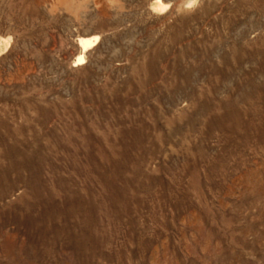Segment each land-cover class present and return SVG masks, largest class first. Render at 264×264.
Returning a JSON list of instances; mask_svg holds the SVG:
<instances>
[{"label":"rangeland","instance_id":"obj_1","mask_svg":"<svg viewBox=\"0 0 264 264\" xmlns=\"http://www.w3.org/2000/svg\"><path fill=\"white\" fill-rule=\"evenodd\" d=\"M0 264H264V0H0Z\"/></svg>","mask_w":264,"mask_h":264},{"label":"bare ground","instance_id":"obj_2","mask_svg":"<svg viewBox=\"0 0 264 264\" xmlns=\"http://www.w3.org/2000/svg\"><path fill=\"white\" fill-rule=\"evenodd\" d=\"M81 45L87 47L88 45H90V42L88 40H81Z\"/></svg>","mask_w":264,"mask_h":264},{"label":"clouds","instance_id":"obj_3","mask_svg":"<svg viewBox=\"0 0 264 264\" xmlns=\"http://www.w3.org/2000/svg\"><path fill=\"white\" fill-rule=\"evenodd\" d=\"M191 3H192V4H195V3H196V0H191Z\"/></svg>","mask_w":264,"mask_h":264}]
</instances>
